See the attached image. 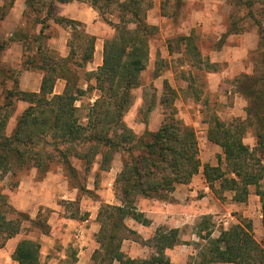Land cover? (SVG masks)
Segmentation results:
<instances>
[{"label": "trees", "instance_id": "trees-1", "mask_svg": "<svg viewBox=\"0 0 264 264\" xmlns=\"http://www.w3.org/2000/svg\"><path fill=\"white\" fill-rule=\"evenodd\" d=\"M78 1L89 2L103 13L98 4L101 0ZM108 1L104 0L106 6L110 4ZM239 1L235 4H239ZM256 1L242 0L240 4L247 5L249 15H253ZM41 2L26 0V6L36 7ZM140 3L138 0L122 3L120 10L122 16L126 17L121 19L122 26L116 27L113 37L105 40L102 63L86 72L87 87L80 84L82 78L78 70L93 61L96 36L89 33L80 20L54 17L55 21L72 28L69 52L65 56L46 53L29 57L31 67L44 74L40 89H10L7 95L14 94L17 99L26 101L27 107L18 116L12 134L2 132L4 123L0 127L1 177L10 170L11 165H17L20 169L35 167L44 176L53 163L63 161L70 166L73 157L83 160L87 169L100 157V168L108 169L113 155L123 153V166L115 181L118 203L104 202L99 208L97 218L100 229L96 233L99 246L92 255V264H113L115 260L122 264H137L139 260L129 257L122 245L130 238L127 232L137 233L126 226V218L144 225L151 222L139 209V198L167 200L178 184L190 182L202 167L196 131L193 126L177 118L174 111L157 130L146 129L140 135L125 121V115L134 103L132 90L141 84V72L147 65L150 39L156 29L155 25L141 17L136 8ZM54 4L55 0H50L48 16ZM256 24L263 30L260 20ZM235 26L227 29V32L242 33L251 27ZM11 36L8 41L22 40L24 33L16 29ZM185 38L191 40V36ZM6 42H0V50L6 48ZM43 48L40 44L37 53H41ZM59 79H63L65 85L61 92H56ZM243 80L246 84L242 92L248 98L247 117L235 118L230 122L215 117L208 130V139L222 148L227 167L206 163L203 174L211 190L220 197H223L225 190L232 191L235 201H246L250 186L255 185L262 201L264 226V71L244 74ZM93 90L99 92L98 97L89 104L86 122H83L77 101ZM152 107L153 104L147 108L146 124ZM248 126L254 129L256 135L254 148L244 141ZM19 182L15 180L11 186L16 187ZM216 182H219L221 192H218ZM70 184L82 189L78 183ZM83 190L90 192L86 187ZM8 212H16V218L9 217ZM205 218L203 221L207 223L209 218ZM41 219V210L32 219L28 213L12 207L0 186V247L23 231L24 221L39 225ZM177 232L176 229H158L152 236L157 254L140 260L141 264L165 262L164 252L176 244ZM203 237L207 243L201 253L202 262L264 264V240L256 239L251 221L223 229L218 237H211V231ZM40 257L41 243L29 237L22 238L12 253V259L19 264H41Z\"/></svg>", "mask_w": 264, "mask_h": 264}, {"label": "rangeland", "instance_id": "rangeland-1", "mask_svg": "<svg viewBox=\"0 0 264 264\" xmlns=\"http://www.w3.org/2000/svg\"><path fill=\"white\" fill-rule=\"evenodd\" d=\"M138 1L141 3L136 8L141 17L155 25L156 29L150 39V56L145 69L141 72V84L132 90L134 103L126 113L125 121L140 135L146 129L157 130L165 118L174 111L173 114L177 118L194 127L202 163L201 171L195 174L190 182L184 183L187 184L186 186H183V188H189L190 184L193 185L191 189L196 188L194 196L204 199L200 207L201 210L198 212V218H195L193 222L190 220L191 222L182 228L159 225L156 226L155 232L158 229L160 231L166 229L178 231L175 235L177 240L175 245L182 247L180 251L183 253L184 259L182 264H193V262L196 264H232L202 262L201 253L207 243V239L203 236L211 231V237H218L223 229H228L240 222L251 221L256 239L264 240L261 197L256 193L255 185L250 186V193L246 201H235L234 193L229 190H225L223 197H220L209 188L203 174V165L209 163L211 165L220 164L223 168L227 167L222 148L208 139V130L215 117L226 122L235 118L244 119L247 117L248 98L242 92L243 85L246 84L243 80L244 74L251 75L264 71V0L255 2L253 15H249L247 5L240 4L242 0L237 5L235 4L237 0ZM59 2V0H55L53 11L48 16L50 0H42L41 4L32 8H27L26 0H0V42L7 41L6 48L0 50V127L4 123L2 132L6 135L12 134L18 116L27 107L26 101L17 99L14 94L7 95L8 91L10 89L39 91L41 86L44 74L41 70L31 67L29 57L33 54L44 55L46 53L65 56L69 52L68 43L72 28L68 24L55 21L54 17L72 18L69 16L70 14L83 16L86 19L80 21L84 24V28L96 36L93 61L78 70L82 78L80 84L87 87L86 72L96 69L102 63L104 42L113 37L117 26H122L121 19H125L126 16H122L120 9L128 0H109L108 6L104 0L99 1L98 4L103 13H100L89 2L78 1L71 8L66 6L60 8ZM10 14L13 16L11 19L8 18ZM72 19L79 20L78 18ZM258 20L263 24V30L256 24ZM16 22L17 24H15ZM43 24L45 26L43 34H41L40 30ZM234 26L237 28L251 27L246 32L229 34L227 29H232ZM16 29L24 33L23 39L8 41ZM243 34L249 35V41L250 43L253 41V46L248 48L246 57L243 59L246 70L231 76L228 70V65H230L228 57L232 51L230 46H239L238 52L243 51L240 48V39L242 38L240 36ZM187 36H191V40H187L185 38ZM187 43H189L188 46ZM40 44L44 48L41 53H37ZM222 58L224 60H221ZM237 63V61L234 62V64ZM217 75L221 77L220 80L217 79ZM64 85L63 79L57 80L55 91L61 92ZM98 93L97 90L90 91L77 101L83 122H86L85 116L89 104L94 102ZM151 104L153 107L149 112V120L146 124L144 119H146L147 108ZM244 141L251 148L256 145L254 129L249 126L246 127ZM123 159V153L116 152L108 169L100 168V157L96 158L87 169L83 160L73 157L70 166L65 165L63 161L53 163L44 176L41 175L44 173L37 170L36 179H42L53 173L56 178L65 181L71 190L77 191L74 200L58 199V203L62 205V210L56 209L60 213L59 215L53 214L51 208L42 207V219L39 225L24 221V235L41 243L43 256L50 250V254L47 255H57L60 258L58 264L72 263L73 254L68 249L64 251L61 248L64 246L60 247L58 239L51 242L52 247L46 251L44 237L50 235L51 232L60 231L65 216H72L80 220L87 216L86 209L88 207L92 209V207L98 206L99 211L104 202L118 203L115 196V181L122 169ZM33 169L35 167L20 169L17 165H11L10 170L5 173L4 177H1L2 179L6 178L5 185L1 189L4 191L8 187L13 190L12 182L20 181L25 174H29ZM14 170L16 173H13ZM70 182L78 183L82 189L72 187ZM83 187L90 189V192L84 191ZM216 187L218 192H221L219 182H216ZM171 194L172 192L170 196ZM194 196L189 194L187 198L190 199ZM141 198L144 197H140L139 201ZM7 200L12 207L16 208L8 197ZM69 201L71 203H68ZM63 209L66 212H63ZM187 210L190 211V209ZM7 215L16 218L17 213L8 212ZM205 217L209 218L207 223L203 221ZM135 221L132 218H126L125 224L132 228ZM127 235L130 236V239L147 243L150 246H153L155 242L152 239L154 234L147 239H141L138 233L127 232ZM42 251L44 252L42 253ZM64 254L67 257L62 258ZM164 255L163 259H166V264H172L166 252ZM1 257L3 264H15L9 258L8 251ZM47 262V260L43 262L41 259V264H47ZM137 264H141V262L139 261Z\"/></svg>", "mask_w": 264, "mask_h": 264}, {"label": "crops", "instance_id": "crops-1", "mask_svg": "<svg viewBox=\"0 0 264 264\" xmlns=\"http://www.w3.org/2000/svg\"><path fill=\"white\" fill-rule=\"evenodd\" d=\"M76 2L78 1L72 0L68 2H59L58 6L60 8H63V6L71 8ZM22 4L24 3L22 2ZM17 9L19 10V7H17ZM69 16H72V18H78L79 20L86 19L85 17L78 15L70 14ZM8 18L11 19L13 16L10 14ZM15 24H17V22ZM240 37H242L240 39V48L241 50L243 49V51L238 52L239 46H230V50L232 51L229 53V57L227 56L230 60L228 70L231 76L239 74L244 69L246 70L243 59L246 57L248 48L253 46V41L251 43L249 41V35L243 34ZM221 60L224 59L222 58ZM235 61L238 63L234 64ZM218 78L220 80L221 77H218L217 75V79ZM36 176L37 169L35 168L29 174H25L20 180L18 186L14 187L13 190L8 189V187L4 191L2 189L3 193L9 198L11 204L16 206V209L28 213L32 219L37 217L42 207L51 208L53 209V214L59 215L60 213H58L57 210H62V205L58 203V199L68 198L74 200L77 196L76 190H71L65 181H62L58 177L56 178L53 173L48 174L42 179H36ZM5 180L6 178L2 179L0 175V186L2 188L3 185H5ZM186 185L187 184L178 185L167 200L149 198L140 199L138 203L139 209L151 220L149 225H143L134 220L136 223L132 228L136 230L141 239H147L153 235L156 226L162 225L170 228H182L185 224L190 223V220L193 222L195 218H198V212L201 210L200 207L201 204H203L204 199L196 198L194 196L196 188L191 189L193 185L190 184L189 188H183V186ZM189 194L194 197L188 199L187 196ZM187 209H190V211ZM86 211L88 212L87 216L80 220L73 218L72 216H65L60 231L54 233L51 232L50 235H45L44 240H46V251L52 247L51 242L58 239L61 244L60 247L64 246V248L61 247L64 251L68 249L71 251V254H73L74 258L70 264H92V255L98 247L96 233L100 228V222L97 218L98 206H94L92 209L88 207ZM63 212H66V210L63 209ZM24 237H26V235H24L22 231L9 238L5 245L0 247V264H3V258L1 256L5 254L6 251L9 252V258L15 264H19L12 259V253L17 243ZM122 249L129 257L138 259L139 261L149 259L154 254H157L154 246L130 238L123 242ZM181 250L182 247L179 245H175L172 248H166L165 252L167 256H169L168 258H170L172 264H182L184 259L182 257L183 253L180 252ZM43 252L44 251H42V253ZM47 254H50V250L44 256L41 254L40 261L42 259L43 262L44 260H47V264H58L60 258L57 255L51 254L48 256ZM65 257H67V255H62V258ZM113 264L122 263L115 260ZM148 264H166V262H153ZM193 264L196 263L193 262Z\"/></svg>", "mask_w": 264, "mask_h": 264}]
</instances>
